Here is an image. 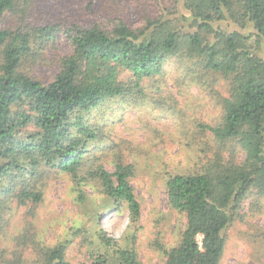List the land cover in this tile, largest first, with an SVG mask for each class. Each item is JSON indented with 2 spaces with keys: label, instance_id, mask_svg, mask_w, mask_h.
<instances>
[{
  "label": "trees",
  "instance_id": "trees-1",
  "mask_svg": "<svg viewBox=\"0 0 264 264\" xmlns=\"http://www.w3.org/2000/svg\"><path fill=\"white\" fill-rule=\"evenodd\" d=\"M44 1L0 0V264H72L66 251L73 237L88 249L76 264H139L141 212L123 159L127 147L110 146L105 127L91 121L107 101L136 106L149 98V83L167 82L178 92L203 91L218 112L212 123L181 119L197 169L166 174L167 205L185 224L179 242L163 249L165 264H219L244 200L264 198V0H91L88 8L100 3L103 19L83 23L40 20L35 13ZM62 44L68 51L56 56L51 81L25 71ZM150 99L152 109L180 116L164 109L166 97ZM54 173L69 179L97 230L75 227L51 246L33 224L44 179ZM85 187L101 194V206ZM20 207L27 208L21 231L9 236ZM109 209L128 213L121 240L97 224L96 212ZM250 242L264 253V230Z\"/></svg>",
  "mask_w": 264,
  "mask_h": 264
},
{
  "label": "rangeland",
  "instance_id": "rangeland-1",
  "mask_svg": "<svg viewBox=\"0 0 264 264\" xmlns=\"http://www.w3.org/2000/svg\"><path fill=\"white\" fill-rule=\"evenodd\" d=\"M90 2L91 0H45L40 4V11L35 14L40 20L44 17L53 21L56 15L78 23L87 22L90 18L102 20L101 4L94 2L90 9ZM121 5L133 21L135 14L132 8L123 2ZM241 32L247 34L249 30ZM67 51L65 44L58 47L57 51L49 47L44 51L47 61L43 64H28L25 71L42 82H49L58 72L56 56ZM166 70L171 71L172 67L167 64ZM146 94L149 98L136 106L124 105L121 100L107 101L100 110L93 113L91 122L105 127L109 140L114 142L110 146L118 144L120 148L127 147L126 153L123 151V159L132 166L130 185L141 212L135 247L139 264H165L163 249H169L179 242L185 224L184 216L167 205L164 189L166 174H185L197 169V153L183 141L181 119L212 123L218 110L203 91L191 88L178 92L171 82L158 83L156 86L149 83ZM158 94L167 98L164 109L170 106L180 116L170 115L173 111L169 109H152L153 105L149 102L153 101L150 98H156ZM103 148L107 149V146ZM109 160L110 157H106L102 163L108 172H112L113 166L108 163ZM85 191L97 206H101V194L96 189L85 187ZM253 199L247 197L244 200L240 211L242 217L227 230L226 245L219 264H264V253L250 242V236L254 232L264 230V198L258 202ZM25 210L26 207L15 210L8 230L9 236L21 231V218ZM34 211L36 217L33 227L51 246L72 234L75 227L91 232L97 230L92 223L95 219L90 222L88 214L75 202L69 179L58 173L44 179L43 199ZM96 213L99 229L109 238L117 241L125 236L128 223L125 209ZM72 240L66 251V258L70 263L76 264L85 259L88 249L82 247L78 237H73ZM3 247H9V244Z\"/></svg>",
  "mask_w": 264,
  "mask_h": 264
}]
</instances>
